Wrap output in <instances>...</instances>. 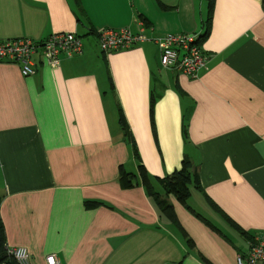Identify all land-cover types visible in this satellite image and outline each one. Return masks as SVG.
<instances>
[{
    "label": "crops",
    "instance_id": "crops-1",
    "mask_svg": "<svg viewBox=\"0 0 264 264\" xmlns=\"http://www.w3.org/2000/svg\"><path fill=\"white\" fill-rule=\"evenodd\" d=\"M208 14L205 0H0L1 40L75 33L83 45L58 67L36 54L31 77L0 63L8 247L27 248L32 264H237L249 252L264 234V0L215 1L207 69L194 79L164 69L152 41L105 53L98 40L141 22L150 39L201 35ZM120 110L151 177L192 163L201 189L191 208L221 234L169 196L183 233L139 178L123 188L121 169L138 175L139 163Z\"/></svg>",
    "mask_w": 264,
    "mask_h": 264
},
{
    "label": "built area",
    "instance_id": "built-area-1",
    "mask_svg": "<svg viewBox=\"0 0 264 264\" xmlns=\"http://www.w3.org/2000/svg\"><path fill=\"white\" fill-rule=\"evenodd\" d=\"M139 33L129 28L102 29L98 33L100 47L105 53L132 49L143 43L152 41L160 49V63L164 69H176L191 78L207 69L208 56L198 44L197 34H166L150 39L146 34L144 23ZM83 51L81 38L75 33H58L43 41L29 38L0 39V63L20 66L25 77L36 74L34 56L40 53L44 61L51 67H58L61 55L68 57L79 55ZM8 255L16 264H32V257L27 248L8 247ZM264 263V234L254 238L249 252L237 257V264ZM46 264H61L57 255H48Z\"/></svg>",
    "mask_w": 264,
    "mask_h": 264
},
{
    "label": "trees",
    "instance_id": "trees-1",
    "mask_svg": "<svg viewBox=\"0 0 264 264\" xmlns=\"http://www.w3.org/2000/svg\"><path fill=\"white\" fill-rule=\"evenodd\" d=\"M208 5V20L207 28L204 34L199 35L198 44L202 47V44L207 40L211 32V25L213 21L214 7L216 0H205ZM154 99V98H153ZM154 111H155V101L151 103V117L152 122L154 123ZM119 124L121 125L122 131L127 141L130 142L133 148V153L135 159L139 162L138 165V175L129 174L121 169V185L124 189H131L137 186V178L140 179L141 185L146 190L148 196L153 200L157 209L161 212L163 216L168 218L178 229L183 233L184 230L178 220L177 214L175 212L174 206L170 203L168 197L174 196L177 200L182 203L189 211L195 214L198 218L202 219L208 224L213 230L221 234L219 229L213 226L211 223L202 218L199 214L195 213L193 209L189 206L188 201L193 195V190H200L201 185L199 182V175L196 168H193L192 163L188 160L184 162L181 170L174 172L172 175H169L163 179L156 177H151L148 173L146 167L142 164L140 154L136 145V142L130 132L129 126L125 119V116L120 110L119 113ZM185 138L187 137V130L184 128ZM154 181L162 188L165 196L163 197L154 187ZM209 200V199H208ZM209 202H211L209 200ZM1 205V197H0ZM215 206V204H213ZM87 208H92L96 206L94 202H87ZM229 220V219H228ZM231 222V221H230ZM191 242V241H190ZM0 264H16L8 255V245L6 240V232L3 220L0 215Z\"/></svg>",
    "mask_w": 264,
    "mask_h": 264
},
{
    "label": "rangeland",
    "instance_id": "rangeland-1",
    "mask_svg": "<svg viewBox=\"0 0 264 264\" xmlns=\"http://www.w3.org/2000/svg\"><path fill=\"white\" fill-rule=\"evenodd\" d=\"M139 163V162H138ZM193 197H192V199H190L189 200V202H188V204H189V206L191 207L192 206V203L193 202H195V201H197V200H199L198 198H196V197H199V193L196 191V190H193ZM195 205V204H194ZM196 206V205H195Z\"/></svg>",
    "mask_w": 264,
    "mask_h": 264
}]
</instances>
